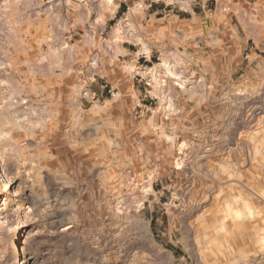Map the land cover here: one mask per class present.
<instances>
[{"label":"rangeland","instance_id":"1","mask_svg":"<svg viewBox=\"0 0 264 264\" xmlns=\"http://www.w3.org/2000/svg\"><path fill=\"white\" fill-rule=\"evenodd\" d=\"M68 1L0 0V264H264V40L171 82L136 0Z\"/></svg>","mask_w":264,"mask_h":264},{"label":"crops","instance_id":"2","mask_svg":"<svg viewBox=\"0 0 264 264\" xmlns=\"http://www.w3.org/2000/svg\"><path fill=\"white\" fill-rule=\"evenodd\" d=\"M85 1L88 0H80L81 4ZM189 1L186 7H182L184 0H136L134 3L130 45L137 48L143 46L151 53L155 49L151 45L154 38L160 36L164 39L160 43L167 47L160 51L164 52L168 64H162L159 70L163 74L161 78L171 82L191 79L194 72L189 71L194 68L195 62L206 60L199 53L207 51L210 53L207 58L211 59V50L217 51L214 48L220 43V38H226L223 50L237 38H244L239 40V46L244 47L251 38L264 40V0H237L236 3L220 0L223 11H204L205 4L210 0H198L201 7L197 8V13L193 12ZM212 1L216 7L217 0ZM53 2H58L68 14L71 13V1ZM121 3L123 1L118 0V4Z\"/></svg>","mask_w":264,"mask_h":264},{"label":"bare ground","instance_id":"3","mask_svg":"<svg viewBox=\"0 0 264 264\" xmlns=\"http://www.w3.org/2000/svg\"><path fill=\"white\" fill-rule=\"evenodd\" d=\"M32 40H34V37H33V36L30 37V41H32ZM141 51H142L143 53L147 52L145 48H142ZM1 116H2V113H1ZM8 132H9V131H8ZM4 184H5V183H4ZM5 185H6V184H5ZM3 187H4V186H3Z\"/></svg>","mask_w":264,"mask_h":264},{"label":"trees","instance_id":"4","mask_svg":"<svg viewBox=\"0 0 264 264\" xmlns=\"http://www.w3.org/2000/svg\"><path fill=\"white\" fill-rule=\"evenodd\" d=\"M123 11H124V9H123V8H121V9L119 10V14H120V13H122Z\"/></svg>","mask_w":264,"mask_h":264}]
</instances>
